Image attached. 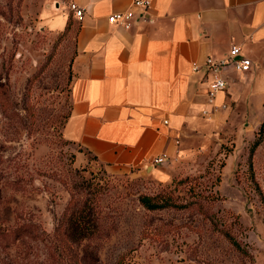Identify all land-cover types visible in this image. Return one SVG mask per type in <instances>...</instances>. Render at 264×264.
Wrapping results in <instances>:
<instances>
[{
    "label": "rangeland",
    "instance_id": "obj_1",
    "mask_svg": "<svg viewBox=\"0 0 264 264\" xmlns=\"http://www.w3.org/2000/svg\"><path fill=\"white\" fill-rule=\"evenodd\" d=\"M65 1L0 0V264H264V99L208 110L159 173L110 172L63 136Z\"/></svg>",
    "mask_w": 264,
    "mask_h": 264
},
{
    "label": "crops",
    "instance_id": "obj_2",
    "mask_svg": "<svg viewBox=\"0 0 264 264\" xmlns=\"http://www.w3.org/2000/svg\"><path fill=\"white\" fill-rule=\"evenodd\" d=\"M148 1L130 28L108 16L134 8V0H66L57 10L64 29L73 19L77 49L63 136L110 172L159 173L153 158L177 161L192 132L209 128L208 110L222 113L229 99H264V0ZM71 3L83 8L82 16ZM233 45L253 68L228 70L229 87L211 99L203 65Z\"/></svg>",
    "mask_w": 264,
    "mask_h": 264
},
{
    "label": "built area",
    "instance_id": "obj_3",
    "mask_svg": "<svg viewBox=\"0 0 264 264\" xmlns=\"http://www.w3.org/2000/svg\"><path fill=\"white\" fill-rule=\"evenodd\" d=\"M149 5L148 0H134V8L111 13L108 20L111 23L130 28L138 15L143 16L147 12ZM70 7L76 16H82L83 8L75 3H71ZM194 67L198 69L201 66L194 63ZM203 68L208 82V94L213 99L219 92H224L229 87L228 70L248 72L253 68V60L242 52L241 46L233 45L224 58L209 56ZM167 158V154H161L154 157L152 163L155 165L163 164Z\"/></svg>",
    "mask_w": 264,
    "mask_h": 264
},
{
    "label": "trees",
    "instance_id": "obj_4",
    "mask_svg": "<svg viewBox=\"0 0 264 264\" xmlns=\"http://www.w3.org/2000/svg\"><path fill=\"white\" fill-rule=\"evenodd\" d=\"M66 29H68V25H67ZM261 133L262 134L264 133V122L262 123V126H261ZM261 141L262 140L260 138L253 144V150L258 145H260ZM253 150L251 151V155H252ZM250 166L252 167V164ZM141 200H142V203L144 204V206L147 207L148 209H160V208H163L166 206L165 204L153 202L152 199L148 196H144ZM84 235L85 234L74 233V236L79 237V238L83 237Z\"/></svg>",
    "mask_w": 264,
    "mask_h": 264
},
{
    "label": "water",
    "instance_id": "obj_5",
    "mask_svg": "<svg viewBox=\"0 0 264 264\" xmlns=\"http://www.w3.org/2000/svg\"><path fill=\"white\" fill-rule=\"evenodd\" d=\"M147 170H149V168Z\"/></svg>",
    "mask_w": 264,
    "mask_h": 264
}]
</instances>
